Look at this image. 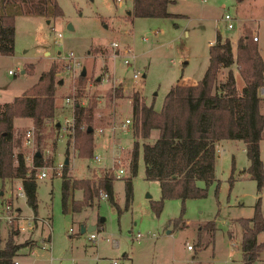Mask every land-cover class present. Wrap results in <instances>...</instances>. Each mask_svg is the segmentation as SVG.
Instances as JSON below:
<instances>
[{
    "label": "rangeland",
    "instance_id": "374dc122",
    "mask_svg": "<svg viewBox=\"0 0 264 264\" xmlns=\"http://www.w3.org/2000/svg\"><path fill=\"white\" fill-rule=\"evenodd\" d=\"M62 14L57 17L18 15L14 18L13 51L0 54V103L9 102L33 85L42 71L54 65L56 81L54 90V115L45 124L42 138L37 142L33 129V143L26 147L23 135L32 124L30 120L14 118L13 126L19 138L16 148L24 156L25 165L31 169L32 156L39 151L41 168L46 177L35 179L36 216L50 218L49 240L42 247L39 232L32 234L30 250L33 253L21 258V264H241L239 246L240 218H249L253 205L260 196V211L264 217V186L256 192L255 181L245 171L248 160L242 150L241 140H222L217 148L214 163V180L207 186L206 195L199 198H166L158 214L151 203L160 196L156 180L146 179L141 158V140L136 161V172L129 173L130 150L133 141L131 123L127 129L117 128L124 118L131 117L128 97L137 92L146 104L160 109L164 94L179 78L199 79L207 66L208 44L216 33L228 38L234 55L236 38L242 33L257 35V50L264 61V0H171L167 17H132L131 0L117 5L114 0H56ZM227 13L233 28H226L223 15ZM60 33V37H57ZM147 37L146 42L142 40ZM111 41L130 45L135 54V65L143 74L141 82L132 90L126 86L114 96L110 85L95 80L109 67V73L128 76L118 60H109ZM67 52H72L78 67L67 66ZM85 69L86 81L77 86L79 71ZM24 72H21V71ZM231 70H236L234 65ZM10 71V72H8ZM226 69L218 74L224 79ZM95 80V82H94ZM264 83V78H263ZM242 80L236 73L235 86L239 90ZM110 94L109 96H107ZM86 105L94 100L90 127L92 128L91 155H77L74 137L65 132L57 137V122L71 119V106L65 99ZM70 103V102H69ZM259 112L264 114V97H260ZM111 129V127H114ZM103 132L97 135L96 129ZM110 129V130H109ZM156 135L153 129L149 138ZM69 141V142H68ZM150 141V140H149ZM68 143V146L66 145ZM123 148H117V145ZM68 152L65 154V148ZM118 154L121 164H128L122 178L112 180V198L99 199L95 195L90 206L72 212V199L80 198V191L71 183L64 204L61 202V170L54 166L67 157V175L72 179L97 180L106 172L111 158ZM93 155L100 158L95 162ZM259 156L264 174V126L259 140ZM39 169H35V172ZM130 179L131 199L125 206L124 181ZM20 180L10 178L0 181L2 199H9L21 212H32L24 198H15V188ZM203 186L202 181H197ZM115 204H114V203ZM37 216V217H38ZM102 219V220H100ZM177 219L176 223L173 222ZM213 223L210 230L207 224ZM97 225L91 231L80 232V225ZM13 223H0V245ZM15 228V227H13ZM92 232L96 238L90 239ZM27 231L18 230L14 241L24 243ZM136 233L141 235L135 239ZM264 242V230L256 237ZM191 246V250L186 249ZM32 251V250H31ZM29 253V252H28ZM251 264H264V251Z\"/></svg>",
    "mask_w": 264,
    "mask_h": 264
},
{
    "label": "trees",
    "instance_id": "16d2710c",
    "mask_svg": "<svg viewBox=\"0 0 264 264\" xmlns=\"http://www.w3.org/2000/svg\"><path fill=\"white\" fill-rule=\"evenodd\" d=\"M170 1L132 0L127 15L144 18L172 16L167 11ZM61 14L56 0H0V54L9 55L13 51L16 16L57 17ZM249 38L248 33H242L236 38L233 55L229 39H221L216 33L214 41L208 44L207 66L201 78L193 85H171L157 111L151 103L146 104L137 92L131 95V129L134 139L130 150L129 173L133 176L136 172L140 139L144 177L156 180L159 184V199L151 203L155 214H158L166 198L175 197L183 201L206 195L207 186L214 180L215 144L221 139L243 142L248 160L245 171L255 181L256 192H261L264 174L259 156V140L264 126V114L259 112L260 97L257 89L263 84L264 61L256 44L251 43ZM232 65L242 80L239 90L235 86ZM224 68V79L219 81L218 74ZM80 71L76 78L77 86L86 81L85 75H81ZM54 74L55 67L50 65L22 94L9 102L0 103V181L19 179L25 204L34 215L37 208L35 169H29L25 165L22 152L16 149L19 138L13 120L29 118L35 140L38 142L42 138L46 122L54 115ZM113 94L115 97L119 96V90L115 89ZM94 107V100L91 98L86 105L73 106L74 148L79 156H90L93 150L90 122ZM87 128L91 130L88 131ZM153 129L157 131V136L148 141ZM67 146L65 154L68 152ZM41 164V153L38 156L34 153L33 167ZM113 179L104 172L96 181L80 178L69 182L65 164L61 170V202L64 204L67 198L70 183L72 189L80 191V198L72 199L71 202L73 213L78 212L81 207L90 206L99 189L104 190L107 198L113 201ZM197 181H202L203 186H198ZM123 188L127 206L131 199L130 179L124 181ZM176 220L173 222L176 223ZM239 223L241 264H251L259 252L264 251V242L256 239L257 234L264 230L260 196L254 202L251 217L240 218ZM208 226L210 230L213 229L212 222ZM17 233L16 228H8L0 245V264H12L13 257L25 245V242L14 241Z\"/></svg>",
    "mask_w": 264,
    "mask_h": 264
},
{
    "label": "built area",
    "instance_id": "2783aa9c",
    "mask_svg": "<svg viewBox=\"0 0 264 264\" xmlns=\"http://www.w3.org/2000/svg\"><path fill=\"white\" fill-rule=\"evenodd\" d=\"M123 1L124 0H114V2L117 5L121 4ZM223 19L226 21L225 26L227 29L233 28V23L231 21L230 16L227 13L223 15ZM57 37H60V33H57ZM142 40L146 42L147 37H143ZM250 40L251 42H256L257 35L250 36ZM106 49L108 50V53H109V60H112V61L118 60L123 66V68L125 70H128V76H125V75L117 76V75H114L113 73L110 74L109 67H107V71L106 69L103 70V75L100 78L98 77V81L100 80V82L108 84V85L112 83V85L110 86L112 93H114L115 89L124 90L127 85L130 89L132 88L134 89L138 85V83L141 82L143 74L139 72V70L137 69L135 65V54L133 53V49L130 47V45H120L118 41H111L109 43L108 48ZM64 57L67 59L66 60V63L68 64L67 66H70L72 68L78 67V63L75 60V57L73 56L72 52H67L65 55H63V58ZM257 94L259 97H264V83L258 87ZM128 100H129V104L131 105L130 96L128 97ZM65 103L70 104L71 106V110H72L71 119H67L65 117L62 123L57 122V125H56L57 133H58L57 137H61V135H63V133L65 132L66 136L70 140L73 137V132L75 128L74 120H73V106L76 104H80V103L76 102V100H73V99L71 100L69 98L65 99ZM130 123H131V117L130 119L126 117L119 122L117 128L120 130H125L127 129V126ZM82 127L83 126H80V128ZM114 128L115 126L111 127V129H114ZM102 132H103V129L101 128L96 129L97 135H100V133ZM32 143H33V127L31 126V127H28L24 132L23 144L26 147H29L32 145ZM117 148H122V147L120 146V144H118ZM93 159L95 162L100 161V158L97 155H93ZM65 164L67 163H64V159H63V162H58L57 165L54 166L56 173H60V170H62L63 165ZM30 167L34 169H37V168L39 169V171L34 173L35 179H42L46 177V172L44 168H41L40 166L33 167L32 164H30ZM127 167H128V164L127 166L123 165V163L121 164V158L118 157V154H116L114 157L111 158V163L108 166L106 174L109 176H112V178L114 179L122 178L125 174V169H127ZM1 195H2V192L0 191V223H13L14 224L13 227H15L17 230L27 231L28 233L33 232L36 227L37 222H39L41 219H39L33 213L29 215L22 213L19 206H14L9 199H2ZM97 196L99 199H102V200L107 199V194L102 189L98 190ZM14 197L15 198L22 197L24 198V201H25L24 192H23L21 183L17 184L15 188ZM88 237L90 239L96 238V236L92 232L89 233ZM134 238L138 240L141 238V235L139 233H136ZM48 240H49L48 236L41 237L42 247L46 246V243L48 242ZM186 248L191 249V246L186 245ZM31 250L30 249L28 250L30 254L33 253V251ZM12 264H21V263L15 256L12 259ZM26 264H30V263H26ZM110 264H118V263L116 259H112L110 261Z\"/></svg>",
    "mask_w": 264,
    "mask_h": 264
},
{
    "label": "crops",
    "instance_id": "0c3cea01",
    "mask_svg": "<svg viewBox=\"0 0 264 264\" xmlns=\"http://www.w3.org/2000/svg\"><path fill=\"white\" fill-rule=\"evenodd\" d=\"M258 40V39H257ZM257 42V41H256ZM21 72H24L23 70L21 71ZM232 72H233V76H234V80H235V83H236V73H237V71L235 70H232ZM238 74V73H237ZM201 78V77H200ZM199 78V79H200ZM199 79H182V78H179L177 81H176V83L177 84H180V85H193V84H195ZM241 86H242V84H241ZM241 86H240V88H241ZM21 118V117H20ZM23 119H28V121L30 120L29 118H23ZM31 123V120H30V122H29V124ZM16 128V127H15ZM152 131V130H151ZM150 131V132H151ZM156 131V130H155ZM157 136V131H156V135H155V137ZM155 137H154V139H155ZM154 139H152V140H154ZM148 141L150 140V141H152L150 138H148L147 139ZM222 140H229V139H221V140H219V141H217L216 142V144H215V158L217 157V154H216V152H217V150H218V148H217V146H218V144H219V142L220 141H222ZM231 140H235V139H231ZM242 145H243V142H242ZM242 150L244 151V148L242 147ZM67 162H68V159H67ZM214 163H215V161H214ZM37 198V197H36ZM27 206V205H26ZM28 207V206H27ZM21 209V208H20ZM37 209V208H36ZM38 216V215H37ZM38 218L39 219H41L39 222H37V224H36V227H35V229H34V231L33 232H30V233H27V235L24 237L25 239H27L26 241H28V244H25L24 246H22L18 251H20L19 253H21L22 255H20V257L21 258H23V257H25V256H27V255H29L28 254V250L31 248L30 247V245L32 244V241L34 240L33 239V237H32V234L34 233V232H39V234H40V237H43V236H48L49 237V233H44V231H43V226L45 225V226H47V227H49V225H50V218L46 215L45 217H41V216H38ZM44 226V227H45ZM18 234V233H17ZM257 237V236H256ZM35 241V240H34ZM30 247V248H29ZM187 249V248H186ZM192 249V248H191ZM191 249H188V250H191ZM32 251H34V249L32 248ZM17 255H18V252H17Z\"/></svg>",
    "mask_w": 264,
    "mask_h": 264
},
{
    "label": "water",
    "instance_id": "95a60500",
    "mask_svg": "<svg viewBox=\"0 0 264 264\" xmlns=\"http://www.w3.org/2000/svg\"><path fill=\"white\" fill-rule=\"evenodd\" d=\"M126 14H129V11H126ZM80 74L81 75H84L85 74V69L84 68L81 69ZM96 80H98V77H96ZM87 130L90 131L91 129L90 128H87ZM35 155L38 156L39 155V152L38 151L35 152ZM64 163H67V158H64ZM100 220H102V219H100ZM94 228H95V225H90V224H88L86 226L80 225L79 231L82 233L84 231H91Z\"/></svg>",
    "mask_w": 264,
    "mask_h": 264
}]
</instances>
